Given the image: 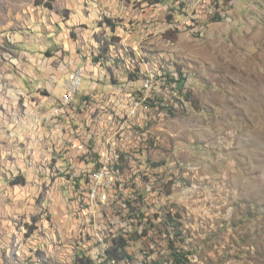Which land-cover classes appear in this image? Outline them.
<instances>
[{"label":"rangeland","instance_id":"rangeland-1","mask_svg":"<svg viewBox=\"0 0 264 264\" xmlns=\"http://www.w3.org/2000/svg\"><path fill=\"white\" fill-rule=\"evenodd\" d=\"M107 2L104 0L105 4ZM116 3L120 7L106 14L87 2L82 4L81 0H0V39L3 41L0 48L16 50L15 62L0 53V68L7 65L9 69L5 72L17 76L28 96L34 98L37 88L30 89L29 76L38 81L40 73L56 66L57 61L60 64L77 62L83 43L90 40L98 47L86 55L87 66L92 73L93 70L96 72L98 79L90 86L87 83L94 79L85 82L88 89L84 84L81 86L82 92L90 95L87 104L97 94L104 98L112 86L126 85L125 89L131 91L127 75L138 77L144 73L147 77L153 76L151 95L154 99L152 105L148 104L151 110L145 112V116L153 115V132L149 136L154 138V144L149 157L153 159L155 186L160 188V192L155 188L158 192L156 204L164 207L160 210L161 218H165L172 206V215L180 222L176 231H183L184 241L176 240L175 246L191 252L189 264H264V211L255 202L226 201L225 186L218 179H204L218 178L224 171L243 172V168L239 165L231 167V156L225 161L222 157L227 150L217 147L213 140L201 142L192 135L197 124L212 136L222 135L223 111L228 108L229 98L226 87H231L229 81L252 80L264 74V0H234L232 5L227 1L228 5L215 12L221 15L220 11H224L221 18L214 14L203 15L201 20L206 31L201 36L182 25L177 30L169 26L171 21L178 23L183 19L181 12L168 13L175 5L173 0H162L155 6H151L149 0H116ZM228 10L230 16L226 18ZM104 18L115 24L114 29ZM92 26L104 31H92ZM5 32L9 35H4ZM21 34L24 39L15 40ZM169 51L173 54L171 60L159 55ZM194 63L204 68L203 75L192 70ZM97 66L101 67V72ZM100 73L101 77L98 76ZM180 76L185 78L182 91L173 86ZM189 78L193 84L186 87ZM17 80H10L9 85L16 87ZM177 82L180 86V81ZM38 90L44 104L49 97H56V102L60 99L56 93H46L44 88ZM30 100L27 105L19 102L24 106L23 110L32 105ZM85 107L77 109L71 117L49 119L51 128L47 126V129H52L51 137L42 135L40 138H49L50 150L67 158L68 162L63 166L65 172L57 171L62 161L55 155L49 158L46 168L40 164L29 172L28 166H16L17 157L12 155L6 159L15 167L6 168L0 153V169L3 170L0 171V239L6 227L10 226L12 231L9 246L0 249V264H9V258L24 264L22 251L30 261L33 256L37 259L47 257L46 264H64L59 261V254L65 253L69 257L79 249L80 227L77 222L73 226L72 218V205L77 194L68 176V166L76 159L80 164L77 129L84 126L87 131L95 130L93 125L86 124ZM89 109L92 111L94 107ZM231 120H237L235 111H232ZM2 124L0 119V127ZM240 127H247V123H241ZM18 131L22 136L21 129ZM21 138H24L22 147L31 136ZM13 179L15 183H12ZM214 182L218 186L213 191ZM196 188L201 192L196 193ZM181 189L196 194L182 199ZM4 191L12 195L3 197ZM260 198L264 199V195ZM53 201L63 213L55 225L50 210ZM45 204L49 207L44 208ZM16 209L23 211L13 214ZM229 209H232L231 213ZM45 211L47 215L43 214ZM147 214L150 217L151 213ZM65 215H70V220L63 228L60 221ZM161 218H154L156 227L151 231L158 247H162L161 243L166 244L161 238L166 228ZM53 228L58 245L48 239ZM167 228L173 233L171 227ZM149 241L141 240L139 245L147 249ZM133 248L137 246L131 244L127 251Z\"/></svg>","mask_w":264,"mask_h":264},{"label":"built area","instance_id":"built-area-1","mask_svg":"<svg viewBox=\"0 0 264 264\" xmlns=\"http://www.w3.org/2000/svg\"><path fill=\"white\" fill-rule=\"evenodd\" d=\"M227 1L231 4L234 0H173L175 5L168 13L181 12L183 19L178 23L171 21L169 26L177 30L182 25L201 36L206 31L205 23L201 20L203 15L216 14L218 8L228 5ZM167 9L164 7V10ZM227 12L229 15L226 18L230 16V10ZM220 14V18L225 15L224 11H220ZM163 22L165 25L164 18ZM132 63L134 60L130 64ZM152 78L153 76L150 78L144 73L138 77L127 75L131 91L125 89L126 85L112 86L103 95L104 98L97 94L90 104H87L90 95L73 83L64 93L67 103L62 104L59 99L56 102L59 107L49 118L64 115L71 117L77 109L81 110L86 106V124L95 127V130L89 131L84 126L77 129L75 134L80 137V141H77L80 144V164L76 159L68 166V176L77 194L72 205L73 226L77 222L80 227L79 249L92 260V264L105 261L108 264L118 263L114 258L108 259L107 251L111 248V240L120 235L126 239L124 250L132 254L134 263L142 264L143 258L151 259L156 252L163 256L167 253L165 243L158 247L151 235L156 227L154 218H161L160 210L163 207L156 204L160 188L155 186L153 159L149 157L154 144V138L149 136L153 132V115L145 116V112L151 110L148 104L152 105L154 99L151 95L154 88ZM178 80L181 82L178 78L173 86L176 85L182 91L183 85L179 87ZM74 88L77 90L73 91ZM77 101L78 104L75 103ZM89 107L94 109L91 111ZM59 167L58 172H65V167ZM155 188L159 191L156 192ZM148 212L151 213L150 217ZM145 227L147 231L143 233ZM163 231L162 239L166 235ZM141 240H150L147 249L139 245ZM131 244H135L137 248L127 251ZM74 255L68 257L65 253L59 254V261L70 264Z\"/></svg>","mask_w":264,"mask_h":264},{"label":"clouds","instance_id":"clouds-1","mask_svg":"<svg viewBox=\"0 0 264 264\" xmlns=\"http://www.w3.org/2000/svg\"><path fill=\"white\" fill-rule=\"evenodd\" d=\"M87 2L91 7L98 10L105 11L109 14L114 8H119L120 5L116 3V0H108L105 4L104 0H81V3ZM92 31L101 32L102 29H96L95 26L91 27ZM4 35H9L4 33ZM12 37L10 36V39ZM23 35H17L15 40H23ZM0 45H3L2 39H0ZM80 46V45H77ZM94 47L93 42L88 40L83 43L81 56L79 61H69L64 64H60L57 61L56 66L48 68L47 71L41 72L39 80L33 79L29 76L30 89L35 88H47V89H58V97L62 104H66L64 100L65 87H71L73 83L76 84L77 88H80L87 81L94 79V75L90 68L87 66L86 55L89 54ZM15 49L3 50L0 48V53L7 57L9 61L13 60ZM11 53V54H10ZM161 57H165L168 60L172 59V52H161ZM143 59V57H141ZM193 71H198L202 75L204 74V68L198 63H194L192 66ZM27 71V70H25ZM187 75V74H186ZM223 75L222 73L220 74ZM19 79V78H17ZM231 87L227 88L228 108H224L223 115L225 117L224 131L222 135L212 136L207 129H201L199 124L194 128L192 135L201 142H207V140H213L217 147H221L227 150L226 154L222 157L227 161L228 156L232 158L231 167L243 168V172L237 170L236 172L224 171L220 173L218 178L204 177V179H218L227 189L224 192L225 200H237L243 199L249 203L255 202L264 211V199L260 197L264 195V74L259 77H254L252 80L247 78L241 81H229ZM193 82L189 78V83L186 87L191 86ZM77 89L74 88L73 91ZM52 105V107H49ZM41 108H47V112H37L36 108L29 106L27 110H23L24 106L17 103L15 93L4 94L0 92V119L3 120L2 127H0V153L4 157V163L6 168H14L13 164L7 162L6 157L12 155L17 157L16 166L29 168H36L42 164L45 168L48 166L49 158L53 155L56 156L58 161L62 163L58 166H64L67 161L66 157H62L59 154L52 152L51 150L45 151L49 148L48 139L35 140L32 142L25 143L21 147V136L17 129H23L24 136L31 135L29 128L31 122L35 120V123L39 125L41 122H46L51 117L52 113L56 111L59 105L56 104V97H49L48 102L41 105ZM223 107V106H222ZM232 111H235L237 120L232 121ZM257 114L259 119H257ZM247 123V127H240L241 123ZM259 125V127H258ZM9 132L11 133L9 135ZM201 132L203 135H201ZM186 138V136H185ZM233 138L234 141L233 142ZM211 147V145H210ZM214 150V149H213ZM193 159H196L195 157ZM0 171H3L0 169ZM31 179V176L28 177ZM218 185L213 183V191ZM201 189L196 188V193H200ZM191 190L185 192L181 189V198L190 197L194 195ZM12 193L4 191L3 197H10ZM211 197V193L208 194ZM57 202L53 201L50 210L54 216V225L56 219L61 217V212L56 206ZM13 207H15L13 205ZM49 205L45 204L44 208H48ZM23 209H16L13 214H16ZM232 209H229L231 213ZM47 215L45 211L43 213ZM64 227L67 226V218H64ZM43 224V220L41 221ZM48 239L55 244H59L56 240L54 228L50 230ZM12 240V231L10 226L6 227L5 234L0 239V249L7 248ZM31 246V245H29ZM21 259L24 264H46L47 257L37 259L32 257V260H28L27 255L22 251ZM9 264H18L9 258Z\"/></svg>","mask_w":264,"mask_h":264},{"label":"trees","instance_id":"trees-1","mask_svg":"<svg viewBox=\"0 0 264 264\" xmlns=\"http://www.w3.org/2000/svg\"><path fill=\"white\" fill-rule=\"evenodd\" d=\"M151 4L153 3H158V2H162V0H149ZM170 9H172V7H170ZM179 10L181 11V8H179ZM171 15L168 16V18ZM218 16V17H217ZM214 17L220 18V16L216 13L214 14ZM104 21L107 22L109 25V27L111 29H114L113 27H115V24L112 23V21L109 18H104ZM181 82H180V86L182 81L185 80V78L183 76H180ZM17 179V178H16ZM12 183H15V179L11 180ZM170 206H168L169 208ZM172 206L170 208V210L168 209L165 218H162L163 221V225H165L164 227H166L165 232L166 235L165 237H163V239H165L166 241V249H167V253L163 256V255H158V252H156L155 257L153 258H143L142 260V264H189V256L191 254V252H184L183 250H181L180 248H178L177 246H175V241H184V237L182 236L183 231L179 230L176 231V228L180 225V222H178L175 217H173L172 215ZM154 215H157L156 213H154ZM141 216L143 217V214H141ZM145 216V215H144ZM167 226L171 227L173 233H170L167 230ZM147 231V228L145 227L143 230V233H145ZM157 244V243H156ZM127 245L126 239L120 235L118 238H114L111 240V248L107 251L108 254V259H116V262H120V264H127V263H131V264H137L134 263V257L132 256V254H129L126 252L125 246ZM158 245V244H157ZM189 253V254H188ZM70 264H92V260L85 254V252L82 249H78L75 251V255L74 258L72 260V262ZM101 264H108L107 261H105V263H101ZM109 264H111L109 262ZM119 264V263H117Z\"/></svg>","mask_w":264,"mask_h":264},{"label":"crops","instance_id":"crops-1","mask_svg":"<svg viewBox=\"0 0 264 264\" xmlns=\"http://www.w3.org/2000/svg\"><path fill=\"white\" fill-rule=\"evenodd\" d=\"M90 18H91V16H90ZM78 63H80V61L78 60L77 61ZM7 66V65H6ZM5 65L4 66H2L1 68H0V92H2V93H4V94H10V93H15V96H16V98H17V103L19 104V102L21 101L22 102V99H24L23 100V104H26L27 105V103H28V99L30 100L29 101V103H32V105H30L31 107H34V108H36V110H37V112H41V113H43V112H47L48 110H46L47 108H41L40 106H41V104H44V103H42V102H44V100L41 102V96H40V91L38 90V88L36 89V95L34 96V98H31L30 96H28V93H26V89H25V87H24V85H23V83H22V81L19 79V80H17L16 79V77H14V74L12 73V72H5L6 71V69H9V68H7ZM83 67V66H82ZM98 67V66H97ZM88 68H90V66L88 65ZM98 71L99 72H101V67H98ZM1 73H3V74H1ZM95 73L96 72H94V70H93V75H94V82H88L87 84H89V86H90V84L91 83H95L96 82V79H98V78H96L97 76L95 75ZM98 76H102V74L100 73V74H98ZM99 77V78H100ZM17 80L16 81V87H11L10 85H9V81L10 80ZM87 84H85L84 83V87L85 88H89V86L87 85ZM16 88V89H15ZM67 88V86L65 87V89ZM44 89H46V93L48 92L49 94H57L58 93V91H57V89H47V88H44ZM84 92V91H83ZM27 94V95H26ZM26 95V96H25ZM48 124H50L48 121H46V122H41L39 125H37L36 123H35V120H33L32 122H31V126H30V128H31V138H30V140H28L27 142H24V143H28V142H32L33 141V139H35V140H40V138L42 137V135H45L46 137H48V136H50L51 137V134H50V132H53L52 131V129H50L51 127L48 125ZM47 126H49L50 128H48L47 129ZM19 129V128H18ZM18 129H17V131H18ZM21 131H22V136L21 137H26V136H24V132H23V129H21ZM19 132V131H18ZM46 132H49V133H46ZM20 133V132H19ZM20 135H21V133H20ZM24 140V138H22L21 139V141H23ZM48 142H49V138H48ZM51 144V143H50ZM49 144V148H46L45 149V151H49L50 149H51V145ZM23 147V146H22ZM41 166H42V164H41ZM22 168V167H21ZM32 170V168H28V171L30 172ZM33 172H34V170H33ZM65 206H64V202H63V208H64ZM62 215H63V213H61ZM69 214V213H68ZM67 218V223H68V221L70 220V215H69V217H68V215L66 216H64V217H62V220L60 221V226H62L63 228H64V223H65V220H64V218Z\"/></svg>","mask_w":264,"mask_h":264}]
</instances>
